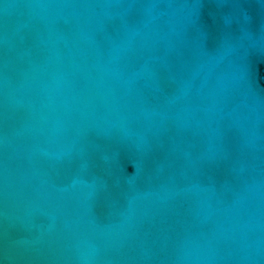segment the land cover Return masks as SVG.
<instances>
[{
  "label": "water",
  "instance_id": "obj_1",
  "mask_svg": "<svg viewBox=\"0 0 264 264\" xmlns=\"http://www.w3.org/2000/svg\"><path fill=\"white\" fill-rule=\"evenodd\" d=\"M0 264H264V0H0Z\"/></svg>",
  "mask_w": 264,
  "mask_h": 264
}]
</instances>
